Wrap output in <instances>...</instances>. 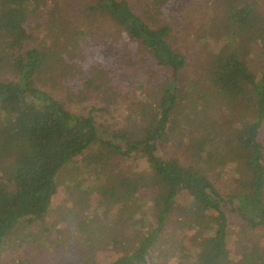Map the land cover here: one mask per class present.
Returning a JSON list of instances; mask_svg holds the SVG:
<instances>
[{
	"label": "trees",
	"instance_id": "trees-1",
	"mask_svg": "<svg viewBox=\"0 0 264 264\" xmlns=\"http://www.w3.org/2000/svg\"><path fill=\"white\" fill-rule=\"evenodd\" d=\"M175 2L0 0V253L17 234L55 248L45 264H264V69L246 59L264 48V11L204 0L211 14L180 39L166 21ZM109 30L123 41L105 56L92 36ZM60 64L65 84L89 68L105 111L129 92L128 124L41 87ZM137 158L140 170L127 163ZM62 183L70 210L50 220Z\"/></svg>",
	"mask_w": 264,
	"mask_h": 264
},
{
	"label": "rangeland",
	"instance_id": "rangeland-1",
	"mask_svg": "<svg viewBox=\"0 0 264 264\" xmlns=\"http://www.w3.org/2000/svg\"><path fill=\"white\" fill-rule=\"evenodd\" d=\"M259 1V7L262 11H264V0H258ZM71 8L74 10V6H71ZM210 9V3H205L204 0H176V2L172 5L170 16L166 18L167 22L173 21L174 24V35H177V37H180V39L184 38L187 31H194L197 32L200 28V23L203 19H207L208 14H211ZM185 13V14H184ZM213 14V13H212ZM77 16V15H76ZM41 29H36L35 34L38 35L39 38H44L46 34H48L49 28L46 27V24L43 23L39 25ZM101 28L100 29H108L109 25L106 23H100ZM112 31L109 30L107 33L99 32L97 35H93L95 42L99 45H101V54L107 56L111 50H113L114 47H120L117 45L121 41H123L122 38L119 37V40H112L110 37L112 36ZM106 36L105 39L103 37ZM103 39V40H102ZM189 43V42H188ZM36 44V41H32L25 44V47H32ZM37 45V44H36ZM105 45L103 48L102 46ZM194 48L192 52H198V49L202 46H198V44H193ZM204 45V44H203ZM204 45V52L207 54V50ZM203 48V47H202ZM134 49V48H132ZM251 54L247 55L246 59L248 61V64L251 69L254 71H260L264 69V48L261 45H255L253 48H251ZM136 51L134 50L133 53ZM121 53L120 50L118 52ZM206 55H204V58H200V61L204 62L206 61L205 58ZM109 59L113 60L112 58H104L103 63L105 64V67L108 69L109 67L113 66L112 64L109 65L107 62ZM68 60V59H66ZM122 63V59L120 60ZM111 63V62H110ZM127 63V62H126ZM61 64L58 69H51L49 71L43 72L42 77L44 76V80L39 81V85L41 87H44L47 90L52 91L58 98L65 99L66 103L75 111L82 112L83 114H88L90 109L92 107H96L97 110L94 111V115L98 122L107 124L108 126H111L113 128L119 129L122 127H125L128 122L126 120V116L129 114V107L132 106L130 102V94L129 92H126L122 97L119 98V101L114 103L113 107H116V109H112L110 112L105 111V102H103L101 96L104 94L103 86L97 79L93 81V84L91 85V90L89 88L88 83H86L85 75L87 74L88 69L83 68V70H79L76 68L75 70H69L67 71V83L65 84V81L62 80L59 76H56V73L60 71ZM147 70H150V67L147 68ZM191 77L193 73V69H190ZM6 75H11L9 71H6ZM52 73L53 77H50L48 74ZM69 73V74H68ZM118 76V73H117ZM119 77V76H118ZM55 81L56 87H54L53 82ZM81 83L82 88L84 90L82 95H77L72 89H71V83ZM125 84V83H124ZM78 98V100L76 99ZM80 160V159H79ZM79 160H75L70 164V166H74L77 163L78 165L83 166L82 162L80 163ZM127 163L130 165H133L134 169L140 170L145 167V163L143 159L137 158L136 160L129 159L127 160ZM122 166V165H121ZM65 176V175H63ZM86 176L84 175L80 177V179H85ZM63 182V181H62ZM68 189L67 185L62 183L60 186V191L55 197L54 200V213L51 215L50 220L56 218L58 216V213L62 212L63 210L67 209L68 205ZM67 210H70L69 207ZM37 229L33 228V231H36ZM58 235V232H56ZM237 236H242L241 232L237 233ZM34 240V241H33ZM46 244L45 241L43 242V245ZM39 247H38V246ZM41 245V240L38 241L33 238H27L21 237L20 235H15L13 239L10 240L9 246L5 247L2 252L0 253V264H17L20 263L19 259L24 258L28 259L29 264H45L47 262V258L49 257L48 253H54L52 256L49 257V260L54 258L55 256V248H53L51 251H49L50 246H43ZM17 249V250H16ZM12 250H16L14 256H8L11 254ZM44 250V252H43ZM57 250V249H56ZM97 251V257L98 259H104V260H110L112 258V252L108 249L98 250V248H94L93 252Z\"/></svg>",
	"mask_w": 264,
	"mask_h": 264
}]
</instances>
